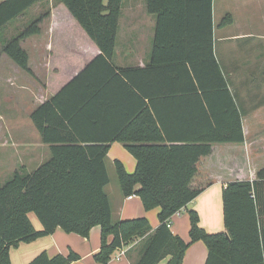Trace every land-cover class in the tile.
<instances>
[{
  "label": "trees",
  "instance_id": "1",
  "mask_svg": "<svg viewBox=\"0 0 264 264\" xmlns=\"http://www.w3.org/2000/svg\"><path fill=\"white\" fill-rule=\"evenodd\" d=\"M42 1L1 0L0 36L10 23ZM122 3L56 0L51 13L47 11L3 41L6 56L33 74L22 42L41 33V24L54 8L57 16L62 10L70 14L98 53L64 80L60 74L64 62L52 49L54 72H50L48 89L53 94L31 113L42 141L50 146L51 157L33 171L22 166L0 185V264H12L11 249L20 242L50 235L58 227L89 237L95 226L101 228L102 243L94 259L101 264H109L116 250L136 242L141 249L134 264H158L167 257L165 264H183L187 249L197 241L208 248L205 264H264V166L255 179L234 180L223 187L226 231H206L195 209L188 210L189 241L174 234L168 224L202 192L191 183L198 162L212 153L213 144L245 142L242 113L214 52L213 0H146L157 25L152 61L145 68H120L113 62ZM232 21L227 14L219 26ZM203 24L207 28L204 39ZM153 81L178 82L180 87L167 88L170 93L199 94L206 101L203 115L208 123L195 132L190 124L172 127L168 120L154 116L149 110L154 99L149 84ZM218 94L222 97H216ZM217 98L219 102H215ZM119 99L136 103L110 131L105 125L113 118ZM116 141L137 161L135 171L129 173L115 160L120 189L124 196L138 195L146 210L160 208V224L155 230L144 216L113 219L105 190L110 182L106 159ZM31 213L41 223L40 230ZM79 258L74 252L51 257L42 251L30 264H71Z\"/></svg>",
  "mask_w": 264,
  "mask_h": 264
},
{
  "label": "crops",
  "instance_id": "2",
  "mask_svg": "<svg viewBox=\"0 0 264 264\" xmlns=\"http://www.w3.org/2000/svg\"><path fill=\"white\" fill-rule=\"evenodd\" d=\"M216 1L213 0L212 3L214 52L224 76L228 80L234 100L242 113L245 142L215 143L212 153L202 157L198 162V170L192 180L191 187L199 188L202 192L187 207L170 218L171 231L185 241L190 240L189 209L198 211L200 225L206 231L211 233L226 231L222 200L223 187L230 181L255 179L258 169L264 166V93L259 95L258 90L253 94L252 87L247 85L248 79L252 80L256 76L254 71L256 72L257 69H252L247 74L248 61L232 55L229 51L231 47L237 50H240L241 46L244 48L246 42L247 44L255 42L256 46L261 45L260 47L264 49V0H224L226 4L222 8L223 12L227 13L223 17L231 14L233 21L223 27H220L216 22ZM64 11H61V16H57L55 9L52 10V35L57 34V30L59 32L55 42L51 40L47 43L46 53L49 56L52 49L57 51L60 60L64 62L60 74L63 75L61 78L65 80L71 77L86 61L91 60L98 53V49L85 36L70 14ZM156 25V15L148 12L146 0H123L113 62L120 68L147 67L152 61ZM252 26L254 27L253 31L251 30ZM202 27L201 36L204 39L207 28L206 25L204 27V24ZM218 31L221 37L220 41H222L220 48L216 39ZM66 64L69 65V68L65 67ZM49 78L50 76L47 77V81ZM149 85L152 87L151 93L154 98L153 104H149V110L154 116H161L165 122L168 120L172 127L183 128L184 124H190V130L195 132L203 128L205 122L208 123L203 115V104H206V101L201 99L199 94L186 95L179 91L170 93L171 91H168L167 88L180 87L178 82L173 85L171 82L153 81ZM46 92L50 99L53 93L48 87H46ZM171 94H175L177 97L168 98V95ZM179 95L180 97H178ZM216 97L221 98L222 96L218 94ZM218 98L215 102L220 101ZM124 101L119 99V105L112 112L113 118L110 116L111 119L109 124L105 125V129L115 130L124 121L125 112L133 110L135 100L133 104L132 99H129L128 103ZM146 101L151 102L148 99ZM181 115L182 121L179 119ZM24 144L27 147L25 149L29 150L30 156L28 162L22 166L28 171L34 170L29 169V166L36 165V169L51 157L50 146L44 143L41 137L28 140ZM115 160H120L129 173H133L137 165L135 157L121 142H113L106 159L110 183L111 169L115 167ZM108 185L105 190L110 198L114 220L144 216L150 221L153 230L159 226V207L146 210L138 195L124 196L120 186L119 188H107ZM138 188L139 185L136 186V189ZM30 218L34 226L40 230L42 225L36 215L33 216L31 213ZM101 243L100 226L93 227L89 237H83L77 233H67L58 227L50 235L39 237L30 242H20L17 247H13L11 249L12 264H30L32 259L42 251H46L51 257L57 254L68 256L71 252L80 255V258L72 261L71 264H101L94 259V255L101 248ZM136 243L129 246V249H132L125 253L121 259L116 258L119 254V250H116L118 254L116 257L112 256L109 264H134L140 256L141 249L138 244L135 245ZM207 257L206 244L203 241H197L187 249L183 264H205ZM167 260L168 257L158 264H165Z\"/></svg>",
  "mask_w": 264,
  "mask_h": 264
},
{
  "label": "rangeland",
  "instance_id": "3",
  "mask_svg": "<svg viewBox=\"0 0 264 264\" xmlns=\"http://www.w3.org/2000/svg\"><path fill=\"white\" fill-rule=\"evenodd\" d=\"M55 2L56 0H43L35 4L24 16L10 23L0 36V185L4 184L15 170L28 162L30 152L25 149L27 147L24 143L41 137L32 122L31 113L48 99V95H46L47 77H49L50 72H54V63H52L54 53L51 52L47 56L46 45L51 40L55 42L57 34L52 35L53 22L49 16L41 24L42 31L40 34L30 36L22 42L23 48L29 54V67L33 74L24 71L6 56L3 52V41L18 35L19 31L29 25L32 20L37 19L47 11L51 13V8ZM225 2L224 0L216 1L217 24L227 13L223 12L222 8L226 4ZM253 28L252 26V31ZM219 34L218 31L216 39L220 48L222 41H220ZM260 46H256L255 42L249 44L246 42L244 48L241 46L240 50H237L231 47L229 51L232 55L248 61L247 74L252 69H257L256 72L254 71L256 76L254 75L252 80L248 79L247 85L252 87L253 94L259 90V95H262L264 93V54L261 53L264 52V49ZM35 167L36 165L29 166V169L33 170ZM107 188H119L115 167L111 169V183ZM117 254L118 252H115L113 257H116Z\"/></svg>",
  "mask_w": 264,
  "mask_h": 264
},
{
  "label": "built area",
  "instance_id": "4",
  "mask_svg": "<svg viewBox=\"0 0 264 264\" xmlns=\"http://www.w3.org/2000/svg\"><path fill=\"white\" fill-rule=\"evenodd\" d=\"M168 224H169V226H170V220L168 221ZM129 246H130V245H129ZM129 246H124V247H122L121 249H119V254H118V256H117L116 258H117V259H121L122 256L128 251Z\"/></svg>",
  "mask_w": 264,
  "mask_h": 264
}]
</instances>
